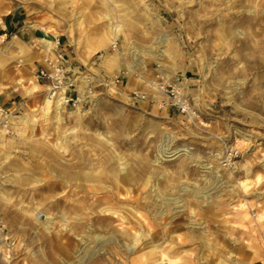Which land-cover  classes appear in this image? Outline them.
I'll return each instance as SVG.
<instances>
[{
    "label": "rangeland",
    "instance_id": "374dc122",
    "mask_svg": "<svg viewBox=\"0 0 264 264\" xmlns=\"http://www.w3.org/2000/svg\"><path fill=\"white\" fill-rule=\"evenodd\" d=\"M0 8L18 21L0 28V264H264V0H0ZM41 27L50 52L35 39ZM58 53L71 81L82 80L80 106L76 85L64 88L63 106L36 80ZM4 116H16L12 127ZM84 159L98 173L127 166L137 180L119 193L89 184L84 192L101 204L87 232L61 220L77 218L82 195L63 174ZM110 198L163 233L155 254H145L144 230L138 244L121 238L133 223L100 221Z\"/></svg>",
    "mask_w": 264,
    "mask_h": 264
},
{
    "label": "bare ground",
    "instance_id": "6f19581e",
    "mask_svg": "<svg viewBox=\"0 0 264 264\" xmlns=\"http://www.w3.org/2000/svg\"><path fill=\"white\" fill-rule=\"evenodd\" d=\"M116 1V0H115ZM119 10V9H118ZM3 12V9L0 8V13ZM109 29L113 30V29H117V26H113V24L111 23L109 25ZM41 30H43V37L40 38V40L42 41L41 44L44 48L45 51L50 52V50L52 49L54 42L49 38V36L45 37V33L49 30H45L43 27L40 28ZM46 31V32H45ZM1 37H4L3 35ZM48 38V39H47ZM137 54L132 52L131 56L133 57L134 60L138 59ZM26 57V56H24ZM28 57V56H27ZM26 59V58H25ZM142 62V61H139ZM82 80H75V82H72V84L76 85L77 88V97L75 100V105L80 106V104L82 103V101L85 99L86 97V91L83 88L82 84L80 83ZM150 85L154 86L155 89H160L161 87L158 85H155L154 82H152ZM176 92V91H175ZM177 93V92H176ZM63 92H60V94L57 95L56 98V104L58 105H63L66 106L65 103V99L63 97ZM50 100H47V104H49ZM179 104H181L182 108L188 109V105H187V101H185L184 99H182V101H179ZM0 116H1V112H0ZM16 116L10 117L7 119V116L2 117L3 119H7V122L10 121L11 122V126L13 124V119ZM0 120H2L0 118ZM1 125V122H0ZM4 128H7V124H3L2 125ZM9 127V128H10ZM163 149V145H161ZM183 152L185 151L184 148L182 149H177L174 150L172 152V155L176 156L179 155V152ZM87 154V153H86ZM86 154L84 152H82V157L86 156ZM111 154V153H110ZM113 154V153H112ZM182 154V153H181ZM115 155V154H114ZM120 155V154H119ZM122 155V154H121ZM119 158H121V156H119ZM226 159L229 158V155H225ZM224 161H226L224 159ZM228 164V163H227ZM108 169H106L108 172H104V173H98L95 170V163L89 161V160H82L79 169L74 171V172H67L65 174H63V179H65V181H70L71 179H75L76 181V188L80 189L82 192V195L78 198V202L77 205H72V209L74 212L77 213V218L75 217L73 220H71L70 218H67V215H63L61 217V220L64 221V225H68L66 223L69 222L68 219H70V226L75 227V228H80L81 230H86V232L88 230H90V226L91 228L92 224L90 221L93 219H97L98 216H93L90 217L89 215H94V213L97 212L96 207L99 206L101 204V198L100 197H94V192L93 194H90L89 192H84L85 190H91L93 191L94 186L93 185H89L91 182H97V181H106L109 184L112 185V187H115L117 189L116 193H119L120 190H123V186L128 188L130 186H134L135 182L137 181L136 178H134L132 176V173L130 171V169L127 166H124V168H116L114 167V165H110L107 167ZM209 168V167H208ZM142 179H144L143 177H140L138 180L142 181ZM137 184V183H136ZM235 184H237V186L241 187V189L243 191L247 190L248 185L244 182V180H238L235 181ZM105 187V186H104ZM124 191V190H123ZM159 192V191H158ZM167 192V191H166ZM192 192V191H191ZM202 194V197L204 196V191L200 192ZM182 194V193H181ZM160 195V194H159ZM112 197L113 194H107L104 197ZM78 197V196H77ZM115 197V196H114ZM193 197V196H192ZM149 198V197H148ZM152 198V197H151ZM162 198V197H161ZM173 200V199H172ZM112 198L108 199L107 201H104V203H106L107 205L105 207H103L102 209H100V211L103 214V216L100 218V221L103 222L104 225L106 226H110L111 222L114 220V217H117V219H122V220H127V222L133 223L132 227L129 230H125V231H121L122 233V237L121 238H125L126 240H129V242H131L132 245H135L136 243L138 244V241L142 238L140 235V231L138 233V230H144L145 232V237L147 238V247H146V251L145 254L147 255H152L155 254L156 250V244L159 240V236L162 235L163 233H161L160 230L156 229L153 227V224L149 221V217L147 218L144 215H140L137 214V211H132L129 208H124L121 209L120 206H115V204L112 202ZM119 201V200H118ZM122 202V201H121ZM161 202V200H160ZM146 204V203H145ZM155 204V203H154ZM152 205V204H151ZM158 205V204H157ZM154 208V207H153ZM160 208V207H159ZM150 209V208H149ZM148 211V210H147ZM97 214V213H96ZM37 215V214H36ZM158 216L157 213H154L152 217H156ZM131 217H134L131 218ZM36 218V216H35ZM39 218L41 219L42 217L39 215ZM157 221V220H156ZM88 222V223H87ZM90 222V223H89ZM88 225V227H87ZM69 226V225H68ZM121 226V224L119 225ZM64 227V226H63ZM62 227V228H63ZM122 227V226H121ZM126 227V226H125ZM124 227V228H125ZM129 228V227H128ZM75 230V229H74ZM78 230V229H77ZM92 230V229H91ZM114 230V228L112 229ZM94 231V230H93ZM104 231V230H103ZM118 231V230H117ZM96 232V231H95ZM113 233L115 231H112ZM173 231H170L169 233H172ZM106 234V233H105ZM115 234V233H114ZM85 235V234H83ZM110 235V234H109ZM113 235V234H112ZM117 235V234H116ZM78 236V235H77ZM89 236V235H87ZM100 236V235H99ZM114 236V235H113ZM80 237V236H79ZM102 237V236H101ZM84 238V237H83ZM93 238V237H92ZM91 238V240H93ZM104 238V237H103ZM106 238V236H105ZM80 239V238H79ZM90 239V238H89ZM109 239V238H108ZM162 239V238H161ZM95 240V239H94ZM115 240V239H114ZM117 240V239H116ZM122 240V239H121ZM142 240V239H141ZM119 241V240H118ZM95 242V241H94ZM93 242V243H94ZM110 242V241H109ZM142 242V241H141ZM162 242V241H161ZM85 243V242H84ZM91 243V242H90ZM100 243V242H99ZM124 243V242H123ZM164 243V242H163ZM159 244V243H158ZM162 244V243H161ZM160 244V245H161ZM93 245V244H92ZM162 246V245H161ZM168 246V244H167ZM159 248V247H158ZM173 250V249H172ZM173 252V251H172ZM143 254V253H142ZM161 261V260H160ZM162 263V262H159ZM166 264V263H165ZM171 264V263H168Z\"/></svg>",
    "mask_w": 264,
    "mask_h": 264
},
{
    "label": "built area",
    "instance_id": "2783aa9c",
    "mask_svg": "<svg viewBox=\"0 0 264 264\" xmlns=\"http://www.w3.org/2000/svg\"><path fill=\"white\" fill-rule=\"evenodd\" d=\"M68 72L67 60L63 54L58 53L54 60L45 59L44 64L37 68L36 80L45 82L51 95H58L63 92L65 102H69L71 98L66 96V89H64L72 85ZM170 94L175 96L173 90L170 91Z\"/></svg>",
    "mask_w": 264,
    "mask_h": 264
},
{
    "label": "crops",
    "instance_id": "0c3cea01",
    "mask_svg": "<svg viewBox=\"0 0 264 264\" xmlns=\"http://www.w3.org/2000/svg\"><path fill=\"white\" fill-rule=\"evenodd\" d=\"M4 13V11L2 12V13H0V28H2V29H4V28H6V29H9V28H11V27H14L17 23H18V21H14L13 19H11V18H9V17H6V18H3L2 19V17H1V15ZM23 34L24 35H26L27 37H29V38H33V37H35L34 35H35V31H30L29 29H24L23 30ZM46 32V31H45ZM43 30H41V34L39 35V36H37V38H35V39H38L39 40V42L41 43L42 41L40 40V38L41 37H43ZM14 37V39L17 37L18 39H20V41L22 42V43H24L22 40H21V38L18 36V35H13ZM48 36V31L45 33V37H47ZM48 39V38H47ZM12 43L13 44H15V42L14 41H12ZM25 44V43H24ZM25 46H26V49L28 48L27 47V45L25 44ZM29 49V48H28ZM28 57L26 56V57H23L22 59H23V61L24 62H26L28 65H32V52H31V50L29 49V51H28ZM26 58V59H25ZM36 82V81H35ZM37 83V82H36ZM42 87V85L41 84H39V83H37L36 84V86L35 87Z\"/></svg>",
    "mask_w": 264,
    "mask_h": 264
}]
</instances>
